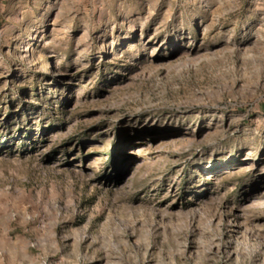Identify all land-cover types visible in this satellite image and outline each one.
Listing matches in <instances>:
<instances>
[{
    "label": "rangeland",
    "instance_id": "1",
    "mask_svg": "<svg viewBox=\"0 0 264 264\" xmlns=\"http://www.w3.org/2000/svg\"><path fill=\"white\" fill-rule=\"evenodd\" d=\"M0 264H264V0H0Z\"/></svg>",
    "mask_w": 264,
    "mask_h": 264
}]
</instances>
